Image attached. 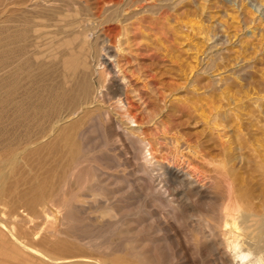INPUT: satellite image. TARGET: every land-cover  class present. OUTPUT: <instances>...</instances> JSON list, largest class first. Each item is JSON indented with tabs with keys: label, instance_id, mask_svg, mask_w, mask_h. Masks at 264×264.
<instances>
[{
	"label": "rangeland",
	"instance_id": "374dc122",
	"mask_svg": "<svg viewBox=\"0 0 264 264\" xmlns=\"http://www.w3.org/2000/svg\"><path fill=\"white\" fill-rule=\"evenodd\" d=\"M126 1L134 4L133 0ZM140 1L141 7L130 10L134 18L131 14L129 22L119 23L115 35L121 40V74L129 84L132 82L127 91L128 103L138 119L141 117L139 125H132L133 129L129 130L137 131L133 133L135 139H145L154 145L155 159L149 168L143 159L135 161L138 150H132L123 142L104 134L101 126L103 132L95 128L84 136V161L69 166L70 149L64 139L72 129L71 125L74 126L73 123H77L87 111L107 107L99 99L103 92L110 94L111 88L105 82L101 85L98 73L92 80L96 102L94 106L83 108L77 115L80 118L76 116L55 125L52 118L39 126H27L28 130L26 125L15 121L11 103L6 109L0 103V148L12 145L11 154L13 149L16 151L12 154L15 161L11 160L0 173V264L12 261L11 264H40L31 250H41L38 242L48 237V231L53 227L57 232L66 233L68 238L63 237L65 242L62 243L71 247L70 251L51 252L61 262L83 264L91 259L104 264H219L214 256L216 249V252L225 251L221 252L227 256L226 264L232 263L233 258L221 245V235L227 232L222 209L214 210L206 203L193 199L197 216L190 219L188 212L183 213L184 209H173L176 205L167 207L168 200L163 197L170 185L166 174L170 167L176 171L185 169L196 176L194 179L197 182L202 174L218 176L223 181L220 192L224 197H227L231 184L233 188L230 189L237 191V196L238 192L244 194L246 191L241 198L247 199L242 198V201L240 198V202L232 204L226 201L231 206H238L233 219L238 224L232 223L230 232L241 239L246 252L254 254L252 262L262 258L264 264V229L260 223L257 226L244 224L246 215L255 216L251 218L256 221L264 216V170L261 169L264 147L257 149L259 144L264 146V117L258 115L257 106L253 105L256 99L264 97V0H134ZM23 2L0 0V28L9 25L13 30L12 26L19 21L35 16L29 11L31 7ZM8 5L9 8H5ZM42 7L41 13L47 15L46 8ZM45 21H42L44 28H40L44 37L52 32L49 21ZM201 27L203 30L211 28V34H218V37L208 41ZM43 41L42 44L49 46V37L46 36ZM45 45L38 56L39 61H27L32 79L41 90L47 86L50 60L49 47ZM158 46L160 53L155 51H158ZM220 58L225 59L220 61ZM220 65L224 67L219 68ZM221 78L227 80L230 86L220 82ZM223 84L227 85L226 94L223 93L226 88ZM108 104L112 107L116 105L113 101ZM258 104L264 107V100ZM218 112L222 116L215 121ZM113 116L119 124L122 123V113L115 111ZM10 137H13V142ZM229 143H232V149L228 148ZM225 151L233 155V159L237 158L231 174L214 172L212 168L213 161H218V164L223 162ZM221 173L228 178L226 181ZM224 181L230 183L225 185ZM159 184L166 188L161 189L164 190L161 191L163 195L158 196L161 199L156 204L152 200L153 189ZM233 185H237L236 188ZM91 219L96 222L92 223ZM88 223L94 224L93 228L86 234L82 233ZM15 238H18L17 244ZM52 238L57 240L58 237L55 235ZM101 252L108 254H104L107 257L101 256ZM16 254L20 258L11 259Z\"/></svg>",
	"mask_w": 264,
	"mask_h": 264
},
{
	"label": "bare ground",
	"instance_id": "6f19581e",
	"mask_svg": "<svg viewBox=\"0 0 264 264\" xmlns=\"http://www.w3.org/2000/svg\"><path fill=\"white\" fill-rule=\"evenodd\" d=\"M22 1H24L23 2L24 4H28L29 5L28 7H31V10H29L28 8H27V10H29L30 13L34 12L33 14H35V16L30 17L27 20L19 21L20 22V23L18 22L19 24H17L16 26L14 25V27L12 26L13 30H11L8 27L9 25L8 26L4 25V26H2V28H0V30H1V32H0V103H1L2 107L4 109H6L7 105L11 103L13 110H14L13 114L15 115V118H16L15 121H19L21 124L26 125V127L27 126L33 127L36 125L39 126V124H42L46 120L52 119V118H54V120H53L54 125L59 123V122H66L70 119H74V117H76L81 111H83L82 110L83 108H88V107L94 106L93 104H95L97 97H96V94L94 92L95 90H93V89H95V87L93 86L94 88H92V80H94L95 76L98 73L100 76L101 85H103V83L105 82V83H108L110 85V88H111L110 94L103 92V95L99 99L100 102L104 106H107V107H105V108L103 107V109L97 108L96 110H93V111L89 110L86 113L84 112L85 114L83 113L84 114L83 117L80 120L76 121L77 123H73L74 126L71 125L70 128H72V129L69 132L67 131L68 134L66 135L64 141L70 149V154H69L70 165L69 166L72 167V166L78 165L84 161V159H85V156L83 154V149H84L83 146L85 144L84 136L95 128H98L100 130V128L102 126V128L104 130V134H107L109 137H112L113 139L114 138L117 139V141L119 140V141L123 142L125 145H127L132 150H138L139 155H135L134 160L140 161L141 159H143L146 163V164L145 163L144 164L146 165V167L149 168L150 164L155 159L154 145L151 142L146 141L145 139L144 140L143 139L142 140L141 139H135L133 137V135L136 134L137 131L135 133H134L135 130H132L130 132V130H131L130 128H132V125H139L138 120H140L141 117H140V119H138L137 114L135 115L131 109L132 107H130L131 104L129 105V103H128L129 96L127 98V91L129 88H131L130 84L132 82L129 84L126 77L121 74V67H122L120 65V62H121L120 61V58H121L120 57V53H121V51H120L121 47L120 46L121 45L119 46V44H121V42H120L121 40H120V36L115 35L116 30L118 29V24L119 23L124 24L123 22H126L127 20L129 22V19H132V18H129V16H131V14H132L130 12V10L133 7H135V8L137 6L141 7L142 5H139V4L142 2L141 1L140 2H134V0H133L132 2L134 4H130L131 2H127L126 0H22ZM42 6H44L46 8V12H48V13H46L47 15H45V13H43V12L41 13V7ZM151 7H153V6H151ZM5 8H9V5ZM141 11H143V10H141ZM160 11H161V9H160ZM157 12L159 13V11H157ZM3 15H4V13H3ZM16 15H17V13H16ZM133 15L134 14H132V16ZM20 16H22V15H20ZM23 17L24 16H22V18ZM133 18H134V16H133ZM44 19L49 21L48 22L49 27H50L49 29L52 28V32L51 31L49 33L47 32L48 34L46 35L47 38L48 37L50 38L49 46L42 44V41H43V39L46 38V36L44 37L42 34H40V32H42V30L40 28H44V26H43L44 24L42 23V21ZM47 21H45L44 23H47ZM124 28H125V26H124ZM201 29H202V27H201ZM210 30H211V28L207 29L205 27L203 32L206 33V39L208 41H213V40H215L213 38L218 37L217 36L218 34L216 33L217 35H215V34L212 35L213 33L211 34ZM118 38H119V41H118ZM44 43H46V42H44ZM157 44H159V41ZM44 45L49 47V53L48 54H50V58H49L50 60H49V66L47 68L48 69V78L46 80L47 86L45 85L46 86L45 90H41V89H38L37 82L34 81L35 79L34 78L32 79L33 75L31 73V68L28 67L27 63H29V62H27V61H29L28 59H32V60L37 59V61H39V57H40L39 54L41 53L42 47L45 49ZM155 46L156 45L154 44V47ZM158 48H159V46L156 49H158ZM159 50L160 49H158V51L157 50H155V51L158 53ZM44 53H45V51L43 52V54ZM48 56H47V58H48ZM216 58H217V56H216ZM222 59H225V58H220V61H222ZM40 60H42V59H40ZM226 61H228V60H226ZM210 62H212L211 59H210L209 63ZM37 64L38 63H36L35 65H37ZM222 66L220 65L219 68L220 67L222 68ZM95 67L97 69H95ZM225 67H226V65H225ZM98 69H100V71H98ZM35 72H33V73L35 74ZM123 72H125V71H123ZM28 79H30V81L26 82L27 84L25 83L26 84L25 85L23 83V81L28 80ZM42 80H43V78H42ZM219 81L223 82L224 80H223V78H221ZM226 81L227 80H225L224 82H226ZM42 82L44 83V81H42ZM223 85H225L224 87H226L224 89V92H223V93H225L227 91V85L226 84H223ZM228 85L230 86V84H228ZM129 92H130V90H129ZM226 93H228V92H226ZM128 95H129V93H128ZM123 97H125V98L123 99ZM263 100H264V97L258 98V99H256V101H254L255 103H253V105L255 104L257 106V107L255 106V107L257 108L258 115L264 117V107H262V104H258L259 101L261 103ZM112 101L116 104V105H114L115 107H112L113 105L108 104V103L112 104ZM111 108H114V109H111ZM115 111H118L119 114L122 113L121 120H123V121L121 124H119L117 122L118 120L116 121V119L113 116V113ZM254 112H256V111H254ZM220 116H222V113L218 112V114L214 120L215 121L220 120ZM78 118H80V117H78ZM221 119H222V117H221ZM47 122L48 121H46V123ZM259 122H261V121H259ZM140 123H141V121H140ZM261 126L259 128L260 130L262 129ZM28 130H29V128H28ZM243 130H245V129H243ZM21 131H23V130H21ZM100 131H102V130H100ZM127 131H129L130 133ZM36 136H37V134H36ZM13 137H10L12 142H13V139H12ZM2 141L8 142V139L6 141H4V140H2ZM2 141H1V143H2ZM32 142H34V141H32ZM36 142H34V143L36 144ZM103 142L106 144V142L104 140H103ZM37 143H39V142H37ZM58 143H60L59 140H58ZM232 143H229L231 145H230V147L228 146V148H230V149L233 148ZM246 143H248V142H244V144H246ZM28 144H33V143L28 142ZM107 144H109V142ZM12 147H13L12 145H6L5 147L3 145L0 148V173L5 169L6 165L9 164V162L11 160H13L15 157L14 155L12 156V154H14L16 151L14 152V149H13L12 150L13 153L11 154V152H10ZM25 147L27 148L29 146H25ZM239 147H241V146H239ZM263 147H264L263 145L261 146L259 144L257 149H261V148L263 149ZM55 148H52V149H55ZM244 148H245V146H244ZM48 150H50V149H48ZM23 151H25V149ZM34 153H36V152L34 151ZM132 153H134V152H132ZM228 153H230V152H228ZM257 153H259V150ZM20 155H22V154H20ZM202 155L204 156V154H201V156ZM223 155H225V157H224V160L222 163L218 164V161L216 162V161H213L211 159L213 161L212 162L213 164L217 163L218 165L216 166L214 164L216 166V167H214V165L212 163H210V164L213 165L212 168H214V170H213L214 172L218 171L220 173V172L224 171V173L225 172L230 173L233 166H234V162L237 161V158L233 159L232 158L233 155L230 156L229 154H226V151H225V154L223 153ZM235 156H236V154H235ZM17 158H18V156H17ZM204 158H206V157H204ZM221 158H222V156H221ZM214 159H216V158H214ZM143 160H142V162H144ZM14 161L15 160H13V162ZM13 162H11V163H13ZM132 162H134V161H132ZM208 162H210V161H208ZM255 162H256V160H255ZM263 163H264V161H263ZM189 164H192V163H190V161H189ZM262 166L264 167V165H261V167ZM35 167H37V166H35ZM143 167H144V165H143ZM209 167H211V166H209ZM263 167L261 168L262 170H264ZM141 169H143V168H141ZM235 169L236 168H234V170H233L234 172H235ZM210 170L212 171V169H210ZM210 170H209V172H210ZM225 170H227V171H225ZM143 172L146 173L145 170H143ZM218 172H217V174H218ZM234 172H232V173L234 174ZM201 173L202 172H200V174ZM211 173H210V175H211ZM166 174L168 175V179L170 182V185L168 186L169 189L167 188L168 191H167V193L165 192L166 196L163 197L164 199L166 198L168 200L167 202L169 205L167 207L172 208L171 205H176L177 207L175 206L176 208L173 207V209H175V210H177L178 208L184 209L185 211L183 212V210H182V212L183 213L188 212L190 219H194L197 216V210L194 206L193 199H197L198 201H200L202 203L203 202L206 203L207 205H209L214 210L215 209H222L224 215L226 216V220H225V223L223 225H224L225 231H227V232L221 235V240H222L221 245L225 247V250L229 253L231 258H233L232 259L233 262L230 264H233L234 262H235V264H263L262 258H257V259H255L254 262H252V260L254 259V254L251 251L246 252L244 250V245H243L241 239H239L238 236H236L235 234H232L230 232L231 224L232 223H234L235 225L238 224V221L233 220V219H235L234 214L237 212L238 206H233V205L231 206L228 203L232 204L234 201L240 202L241 200L243 201L244 198L247 199L248 197H244V198L242 197L243 199L241 198V195L242 196L245 195L246 191L244 192V194H240V192H238L237 194L240 196L239 197L236 195L237 191H234V190L231 191L230 187H232V184L230 186L227 185L229 187V189L228 188L227 189H228V191L229 190L230 191L228 192L229 194L227 193V197H224V196H222V193H221L222 191L220 192V190L222 189L223 181L222 180L220 181L218 176L217 177L206 176V175L202 174V175H199L201 180L200 181L198 180V182H197V180L194 179L196 176L194 177V175H192V173L186 172L185 169H182V171H176V170H173L171 167L167 169ZM212 174H214V173H212ZM220 175L223 177L225 176L223 173H221ZM259 175H261V173ZM10 176H11V174H10ZM227 176L229 177V174ZM243 176L242 177L240 176V177L243 178ZM227 179H226V176H225V179L223 178V180H225V181ZM149 180L152 181L153 179H149ZM231 180H232V178H231ZM233 180H235V179H233ZM205 181L208 183H204ZM225 181H224L225 185L230 183V182L226 183ZM241 183H243V181ZM150 184H151V182H150ZM160 184H162V183H160ZM160 184L157 185L153 189L154 194H153L152 200L155 201V203H156V201L160 200L161 195H163V192H161V191H164V190H161V189L166 188L164 186H161ZM236 186H234V187L236 188ZM55 188H57V187H55ZM240 189L241 188H239V190ZM247 191H248V189H247ZM241 192H243V191H241ZM158 196H160V197H158ZM247 196H249V195H247ZM240 198H241V200H240ZM253 201H254V199H253ZM167 202L164 201V203L166 205H167ZM41 203H42V201H41ZM64 204H66V203H64ZM97 204H100V203H97ZM165 204H162V205H165ZM104 205L105 204L103 203V206ZM107 205H108V202H107L106 206ZM235 205H237V204H235ZM113 207H116V206L114 205ZM247 207H248V205H247ZM95 208L96 207H94V209ZM102 208H104V207H102ZM102 208H100V209H102ZM104 209H106V208H104ZM250 212H251V210H250ZM258 212L260 213V211H258ZM261 213H263V212H261ZM251 215H254V214L251 213ZM251 217H255V216H250V215L247 216L246 215V217H244V224H251L252 223L251 225L257 226L260 223L261 227L264 229V216L260 219V221L253 220ZM94 219H91L92 223L96 222ZM92 223H90V224L88 223L89 225L87 224L82 229V233L86 234V232H89L91 230V228H93V226H94V224H92ZM199 223H200V221H199ZM117 224H118V222L112 226H115ZM99 225H100V223H99ZM76 226H77V224H76ZM119 226H120V224L118 225V227ZM80 227H82V226H80ZM114 228H116V227H114ZM76 230H77V228H76ZM110 230H112V229L110 228ZM102 234L104 235V233H102ZM39 235L40 234H38V236ZM55 235H56V237H58L57 240H54V238H52L53 236L55 237ZM65 235H66L65 232H57L54 227L50 228L48 231V235H47L48 237H45L40 242H38L39 243L38 245L41 246V250H35V249L33 250V248H32L31 251H33V253H31V254L35 257V259L40 264H72L73 262H61L60 260L55 259L53 254H52L54 252L70 251L71 247L70 246L67 247L66 245H64L62 243L63 241L65 242V240L62 241V239H64L63 237L68 238L67 235L66 236ZM99 235H101V234H99ZM213 235H214V232H213ZM2 237H3V235H2ZM12 237H14V236L12 235ZM99 238H100V236H99ZM17 239L18 238H15V240H14V241H16V244H17ZM212 239H213V237H212ZM134 241L135 240H133V242ZM104 247H106V246H104ZM0 248H1V246H0ZM29 249H31V248H29ZM219 249L221 250V248H219ZM99 250H100V248H99ZM111 250H112V248H111ZM214 251H215L214 256H215L217 262L219 264H226V260H227L226 257L227 256L223 252H221L224 250L216 252V249H215ZM97 252H99V251H97ZM117 253H119V252H117ZM23 254H24V252H23ZM104 254H106V253L105 252L102 253L101 256L104 257ZM110 254H112V253H110ZM114 254H116V253H114ZM135 254H136V252H135ZM2 255H3V253H2ZM106 255H108V254H106ZM106 255H105V257H107ZM16 256H17V258L19 257L16 254V255L12 256L11 259H15ZM139 256H140V254L138 255V257ZM144 256L145 255H143V256L141 255V257H144ZM135 257H136V255H135ZM108 258H109V256H108ZM10 261H12V260H10ZM23 262H24V260H23ZM26 262H28V261H26ZM7 264H9V263L7 262ZM13 264H15V263H13ZM83 264H104V263L100 260H91L90 259L88 261L83 262Z\"/></svg>",
	"mask_w": 264,
	"mask_h": 264
}]
</instances>
